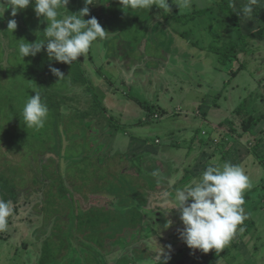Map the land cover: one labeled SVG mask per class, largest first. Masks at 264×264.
I'll list each match as a JSON object with an SVG mask.
<instances>
[{"label": "rangeland", "instance_id": "obj_1", "mask_svg": "<svg viewBox=\"0 0 264 264\" xmlns=\"http://www.w3.org/2000/svg\"><path fill=\"white\" fill-rule=\"evenodd\" d=\"M96 1L87 5L90 11L85 19L96 17L105 28L106 37L94 41L88 53L72 64L50 59L46 46L35 56H19L20 43L44 39L47 21L37 17L36 13L33 21L24 20L20 13L24 14L26 10H21L13 17L17 21L13 33L7 27L0 30V172L6 171L2 164L17 166L20 161L26 169L22 175H15L8 181L9 187H18V196L9 199L13 214L8 218L7 230L0 232V264H39L42 249L46 245L53 250L59 249L64 235L68 239L67 248L61 247L63 253L55 257L57 262L52 260L53 264H116L118 258L125 256L132 260V264H142L150 257L156 260L160 251L157 254L154 252L161 248L175 255V251L185 244L177 241V247H168L171 241L182 239L179 234L182 229L179 209L166 211L168 223L160 221L146 227L142 224L136 230L121 223L103 229L104 245L102 248L97 246L96 252L82 247V242L87 239L78 230V214L84 215L94 208L116 209L118 206L112 204L116 201L118 205L131 204L135 202L131 193L137 191L139 197L147 194L150 188L159 191L170 174L161 163H153L146 158L142 162L137 159L132 149L135 136L137 141L141 137L151 146L161 148L169 144L168 136L173 129L178 128L174 138L178 136L179 141H187L184 129L198 127L199 131L203 130L199 138L206 140L212 137L214 142L219 141L218 145H210L212 141L206 144L205 150H212L211 154L217 155L213 166L222 167L225 162H230L244 169L247 165H255L264 156V5L255 7L253 17L247 20L238 14L243 5L237 6L232 0L225 1L226 4L232 3L226 14L217 6L222 0H191L190 8L178 7L183 0H169L170 12L153 6L148 15L143 11L138 12L140 15H131V11L141 9H123L119 0ZM110 1L112 7L108 11ZM68 4L85 7L84 0H69ZM210 5L215 7L211 11L214 14L205 11L201 14L203 16L199 15L197 10L201 8L203 12L205 6ZM29 7H33L35 12L34 4ZM115 8L119 9L118 12L113 10ZM61 13L63 16L62 10ZM234 13H237L236 20L232 17ZM7 17L9 10L5 11L0 21L5 22ZM177 17L181 22L176 20ZM235 21H238L243 37L236 32ZM258 27L257 33L251 32ZM181 31H184L183 35H180ZM232 40L239 43L243 51L225 63L218 61L213 48L208 49L210 45L225 46ZM111 54L118 60L128 57L135 69L131 72L134 84L121 86V72L105 61ZM239 65L245 72L230 77ZM50 66L58 68L64 77L59 79L55 76ZM161 66L163 69H160ZM68 67L70 69L65 70ZM153 68L163 72L153 71ZM98 69L107 77H103ZM77 75L82 78L78 79L79 82H75ZM112 89H116L115 95ZM35 92L41 94L49 109L45 126L41 129L26 127L22 115L24 104ZM108 93L112 98L117 95L123 102L118 106L112 104ZM129 94L135 100L153 104L152 110L157 108L159 118H154L156 114L153 112L149 114L138 109L137 121L128 120L127 115L131 111ZM233 101L238 102L235 104ZM136 105L133 104L134 108ZM239 105L245 113L262 115L251 133L242 132L239 125L241 119L234 110ZM161 110L165 113L161 114ZM120 111L124 112L123 115L118 114ZM144 116L147 121L143 120ZM225 118L234 123L236 132H231L229 124H221ZM211 122L216 124L213 128ZM12 131L17 135L18 144L10 142L9 145L24 151H11L6 146L4 141L9 139ZM156 139L160 143H155ZM193 142L198 147L199 141ZM197 147L189 153H194ZM251 148L256 152H250ZM116 152L125 154L124 158L130 159L129 162L124 159L118 162L117 156H114ZM198 154L195 152L191 157ZM83 156L90 157L88 166L93 160H99L94 163L104 174L102 180L84 184L85 179L78 178L77 182L70 177L75 172L73 164ZM207 158L213 157L209 155ZM208 160L205 159L210 162ZM59 163L63 182L57 175ZM150 163L154 169L148 165ZM253 167L261 171L259 165ZM247 169L253 172V168ZM202 174L196 175L198 178L194 181L199 182ZM47 175L49 179L45 178ZM259 176L264 177V173H259ZM254 177L252 173V183ZM193 178L184 180L182 188L189 185ZM262 181L264 184V178ZM254 189L249 191L252 192L251 201L259 202L263 208L258 217L251 213L249 222L253 221L255 225L247 226L249 230L244 226L240 229L243 241L248 238L254 245V250H250L243 264H264V254L261 253L264 243V198L262 200L257 196L255 193L259 190ZM260 189L264 195V186ZM3 194L0 189V199H3ZM148 197L153 199V195ZM142 208L145 210V205ZM251 226L258 230L256 234ZM106 234H111L110 238ZM96 240L94 234L88 238L90 243L87 244L93 245ZM53 252L49 251L47 257L51 258ZM138 259L141 260L136 261ZM190 259L181 260V263L203 264L195 254L192 255L193 260Z\"/></svg>", "mask_w": 264, "mask_h": 264}, {"label": "clouds", "instance_id": "obj_2", "mask_svg": "<svg viewBox=\"0 0 264 264\" xmlns=\"http://www.w3.org/2000/svg\"><path fill=\"white\" fill-rule=\"evenodd\" d=\"M69 0H0V19L6 10L11 9L10 15L15 17L20 10L34 4L37 17L47 21L44 29V39L34 43H20L18 54L21 58L35 56L46 46L50 59L57 62L72 64L81 55H86L94 41L104 39L106 30L96 17L85 19L93 0H84L85 7L72 15L62 16L61 10L67 8ZM123 9H148L153 6L170 12L169 0H119ZM178 4V3H177ZM264 0H247L239 9L238 14L245 19H251L257 5ZM190 8L191 0H183L178 7ZM234 7V5H233ZM235 8V7H234ZM17 21H8L7 29L14 32ZM50 71L59 79L64 74L56 67L50 66ZM49 109L42 101L41 94L35 95L24 104L22 115L28 128L41 129L45 126ZM252 184L244 170L230 162L222 167L208 166L199 182L178 189L174 197H170L175 208L180 211L183 228L180 237L191 249H199L204 253L215 249L222 251L234 236L238 225L247 218L243 205L244 192L251 189ZM13 214L10 201L0 199V232L8 228V218ZM171 221H169V225ZM171 248V246H168ZM159 264H167L169 254L163 248L158 253ZM142 264H151L150 261Z\"/></svg>", "mask_w": 264, "mask_h": 264}, {"label": "crops", "instance_id": "obj_3", "mask_svg": "<svg viewBox=\"0 0 264 264\" xmlns=\"http://www.w3.org/2000/svg\"><path fill=\"white\" fill-rule=\"evenodd\" d=\"M98 1H100V0H97L96 2H98ZM232 1L236 2L237 3V6L244 5V4L247 3V0H232ZM263 5L264 4H260V5H257V6L262 7ZM77 6H78V4H76L75 7H73V5H71V4H68L67 5V8H63L62 9L63 16H64V12L66 13V11H67V13H66L67 15H71V14L75 13V11H76L75 8ZM111 7H112V3L110 1V5L108 6L107 10L109 11V9H111ZM80 8H81V6H80ZM255 9H257V8H255ZM8 10H9V17H7V19H6L5 22L0 21V24H1L0 25V30L3 29L4 27H7L8 21L10 19H13V17L10 15L11 9H8ZM69 10H71V11L68 14V11ZM113 10L115 12H118L119 9L115 8ZM142 11H143V13H145V15H148V13H149V10L148 9H145V10L141 9L140 11H136V12H132L131 11L130 13H131V15L132 14H134V15H140V14H138V12H142ZM218 13H221V12L218 11ZM20 14L23 16V18L25 20L24 14L23 13H20ZM201 16H203V15H201ZM170 17L173 18L172 15ZM84 18H88L87 15ZM176 20L178 22H181L178 19H176ZM258 28H255L251 32L252 33H254V32L257 33ZM183 34H184V31H181L180 32V35H183ZM0 35H2V34H0ZM208 49H210V47ZM203 51H205V50H203ZM117 58L118 57H115V56H113L111 54L106 59H110V65H114L115 68H116V70H119V73L121 72V74H119L120 75L119 78L121 79L120 81H121V84H122L121 86L125 85L126 83L127 84H131V83L134 84V82H135L134 80L135 79H132L131 72L132 71H135V69H134L133 66L130 65L131 62L128 60V57H125L124 56L123 60H118ZM154 64H155V62H154ZM110 65H108L109 66L108 67L109 69H110ZM160 69H163V66H161ZM160 69L159 68H157V69L156 68H153V71L158 70L159 72L162 73L163 71L160 70ZM98 72L100 74H102L103 77H107V76H105V74L100 69H98ZM122 72L124 74H122ZM240 72H245V71L242 68L241 71L238 72V74ZM71 77H72V74H71ZM230 77H232V76H230ZM134 78H136V76ZM129 80H131V81H129ZM115 90L116 89H112V91L114 92V95H115ZM109 94L110 93H108L107 95L110 98L109 101L112 102V104H115V105L118 106L119 104H121L123 102L122 100H120V98L117 97V95L115 96V98H112L113 96L110 97ZM128 100H131V105H128L130 107V109H131V111L128 112V115H127L128 120H133V122L134 121H137L138 109L145 110V112H148L149 114L152 112L151 110L147 109V107L145 105H143L141 103V102H143L142 100L141 101L140 100H135L133 97H131L130 94H129V99ZM237 102L238 101H233L232 103L237 104ZM132 103L133 104H137L135 108H134V106H133ZM143 103H145V102H143ZM148 104H150V103H148ZM236 107L237 106H235L234 110L236 109ZM123 113L124 112H121L120 111V113H118V114L123 115ZM164 113H165V111H164ZM164 113L161 112V114H164ZM155 114H156V116L155 117L153 116V117L154 118H156V117L159 118L160 113L159 112H156ZM221 115H223V114H221ZM202 117L203 118H207L206 116L205 117L202 116ZM144 119L147 121V119L145 118V116H144L143 120ZM139 121H141V120H139ZM190 121H191V117H189V121L188 122H190ZM214 125H216V124L213 123V122H211L212 128H213ZM177 131H178V128H176L175 130L173 129V131L170 132V134L168 136L169 139H170L169 140V144L162 145V146H160L161 148H157L155 146H151V143H149V142L147 143L146 139L141 138V137L137 141L136 140V137L137 136H135V138L133 140L134 143L132 145L133 146L132 149H133L134 153L136 154L137 159H139L142 162L146 158V159H148L149 161H151L153 163H161V164L164 165V168L166 169V171L167 172H170V174L167 175V179H164V182H163L164 185H163L162 189H160L159 191H156L155 188H154V190H152L150 188L147 191V194H146L147 200H146V204H144L145 207H146V209L143 210V211L147 212L148 219L151 218L149 220L150 223H151V225L152 224H155V223H158L160 221H163L165 223H168L167 220H166V215H167L166 214V211L167 210H170V209L176 210V209H173V208H175V204L172 202V200L170 199V197H174L175 194H176V192H177V190L178 189H181L183 187V181L184 180L186 182L187 181L186 179H190V178H193L195 176V178L191 179L188 184L191 185V184L196 183L194 181L196 178H198V177H196V175L197 176L199 174L201 175L206 170V168L208 166H211V165L213 166L212 163H215V161L213 159L214 158H217V155L216 156H213L214 154H211L212 150H210V151L208 150L207 151L205 149L207 148V145H206L207 142L209 143L210 141H212L211 142L212 144H210V145H213V144H216V143L218 145L219 144V141L218 142H214L212 140V137L211 138H208L206 140H203V139L199 138V134L203 130L202 131H199L198 127H196V128H185L184 129V132H185L184 135H187L188 136L186 138H187V141L190 140V142H187L184 139H183V141H179L178 140V136L176 138H174L175 135L178 134ZM213 133H215L214 130H213ZM179 134H182V132L179 131ZM193 140H198L199 141L198 147H197L196 144H194ZM155 143H160L159 139H156L155 140ZM196 147H197V150H194V153L195 152H199V154H198L199 156H197V157H194V156L191 157L194 153L190 154L189 152L193 148H196ZM251 151H252V153H253V151L256 152V150H254L252 148H251L250 152ZM162 153H163V156H161ZM209 155L212 156L213 158L212 159L211 158L210 159L207 158ZM114 156H117L116 158L118 159V162L119 161H123V159H124L125 162L128 163L129 160H130V159L128 160L127 158H124L126 155L125 154H122V153H117L116 152ZM243 156L245 157L246 155L244 154ZM205 159L206 160L209 159L210 162H206ZM245 162L248 164V158H246ZM148 165H152V164L150 163ZM214 165L215 166H219L217 164H214ZM257 165H259L261 167V171H259V168L258 167H253V166H257ZM150 167H151V169H154V165H152ZM247 168H253V172H251L250 169H247ZM243 170H244L245 174L248 175V177L250 178V181H251V175H252V173L255 175V177H254L255 179H254L253 183L251 181V184H252L251 189L246 190L244 192V194H243L244 195V200H245V203L243 205V208H244V212H245V214L247 216L246 221L244 220L241 225H238L237 231L235 232V234L232 237V239L230 240V242L223 248L222 251H219L220 253L217 252L219 254V256H218V254L217 255L212 254L213 252H216V251H212L213 249L212 250H209V252H207V253H204V252H202L199 249H193L192 250L191 248H188L186 245H183L182 248L187 253L189 252V254H187V257L188 258L191 257V259H192V255H194V254L199 259H201V257H203V259H204V258H207L209 256H215V257L217 256V258L218 257L219 258H218V260L215 261V264H243V262L247 258V255L249 254L250 250H254V245H253L252 242L249 241L248 238H247L248 240L245 238V240L243 241L244 235L241 234L240 229H241V227L244 226L246 230H249L247 228V226H250V224L251 225H253V224L255 225L256 224L255 222H253V221L249 222L250 221L249 218L252 215H255V216L258 217L259 212L263 208L262 207L263 205L260 206V203L259 202H253V201H251L252 198L250 197V193H252V192H249V191L252 190V189H254V188H255L254 190H257V191L259 190V193L257 192L255 194L257 196H260L262 198V200H263L264 195L261 193V189L260 188L264 186V184H262V182H263L262 180H263L264 177L263 176L260 177L259 176V173H264V168H263L262 164L260 163V161H257V163L255 165H247ZM163 177H162V179H163ZM257 178H259V179L257 180ZM149 195H153V199L152 200L149 199V197H148ZM253 207L255 209H253ZM251 213H252V215H251ZM181 225H182V228H183V223ZM251 227L253 228V226H251ZM257 228H260V227L257 225ZM176 230H178V228ZM257 231L254 229L253 232L256 234ZM170 241H171V239H170ZM175 241H177V240H175ZM175 241L174 242L171 241L170 242L171 243L170 246L177 247L175 245V243H177V242H175ZM262 244L263 245H261V248L263 247V251L261 253L263 255L264 254V243H262ZM159 251H161V250H158V251L155 250L154 253L157 254ZM178 251L179 250L175 251V255H172L171 254V257H169V259L167 261V264H178V261L180 260L179 258L181 256V252H178ZM190 251H193V252L190 253ZM165 252L166 253H169L167 251V249L165 250ZM222 254H223V256H221ZM184 256H185V254H184ZM259 258H261V257H259ZM193 259H195V258L193 257ZM140 260L141 259H138L136 261H140ZM184 260H186V258ZM262 260H263V257H262ZM144 261H150L151 264H159V258H156V260H155L154 258L151 259V257H150L148 260H144ZM262 262L264 263V261H262Z\"/></svg>", "mask_w": 264, "mask_h": 264}, {"label": "trees", "instance_id": "obj_4", "mask_svg": "<svg viewBox=\"0 0 264 264\" xmlns=\"http://www.w3.org/2000/svg\"><path fill=\"white\" fill-rule=\"evenodd\" d=\"M225 1L226 0L220 1L219 5H217V6L220 10H223L226 14V11L229 8L228 6L231 7L232 3L226 4ZM205 7L206 8L203 12H202L201 8L199 10H197L199 15L204 14L205 11H208L210 13L214 12V11L213 12H211V11L215 7H213L211 5L205 6ZM32 8L33 7L26 8L25 9L26 13H24V16H26L25 18H28V20L33 21L34 16H35L34 15L35 12H33ZM79 9H81L80 4H78V6L76 7L75 12H78ZM236 16H237V13H234L232 16L234 20H236ZM178 17L181 19L182 16L180 15ZM178 17H177V19L179 20ZM220 20H221V18H220ZM234 24H235L234 27L236 28L235 30H236L238 36L243 37L241 30L238 27V21H235ZM262 39H264V35H262ZM209 47H210V49L213 48L212 49L213 53L218 55V61L221 63H225L228 59L229 60L234 59L239 52L243 51V47L239 43L237 44V43L233 42V40H232V42L226 44L225 46L222 45L220 47H214V46L212 47V45H210ZM106 62L110 63V59H106ZM68 69H70V67L66 68L65 70H68ZM241 69H242V66L239 65V68H237L231 72V76L235 77ZM76 78H77V80H75V82H79L78 79L81 78V76L77 75ZM141 103L143 105H145L147 107V109L156 113L157 108L155 110H152V108L154 107L153 104H148V103H143V102H141ZM240 105L237 106L235 109L237 114L239 115V117L241 119L239 125L242 128V132L251 133L252 128L261 119L262 115L253 116L249 112L245 113L244 110H242V107ZM161 112L164 113V110H161ZM223 123L229 124V128H230L231 132H233V133L236 132V128L234 126V123L231 120H229V118H225L221 122V124H223ZM8 136H9V139L7 140L8 142L6 140L4 142H6L5 144L9 148V150L16 151V152L20 151V150L24 151L23 148H19V147L14 148L11 145H9L10 142H16L18 144L17 135L14 131H12ZM27 155L28 154L26 153V158H28ZM88 157L89 156H83V157H81V160H78V162L73 164L75 172L73 173L74 175H72L73 177L72 176H70V177L74 181L78 182L79 179H81V180L85 179L86 182L84 184H86V183L88 184L89 182L92 183L95 180L100 181V180H102L101 178H104V174L100 173L99 169L96 168L99 166L94 163V162H98L99 160H93L92 165L88 166V165H86L89 161V158H90V157L89 158ZM260 163L262 164V166L264 168V156L260 157ZM2 166H3V168L6 167V169H5L6 171L1 170V172H0V189H2L5 193V194H3V199L5 201H9L10 198L16 199V197L18 196V191H17L18 187L14 186V185H11L9 187L8 181L11 179H14L15 175H22L23 172H26L23 161H20V164H18L17 166H12L11 164H8V165L2 164ZM71 167H69V170ZM60 169H61V166L59 163L58 164L59 173L57 175L59 177V180L61 182H63V179L60 178L61 177L60 175L62 174ZM104 171L105 170H103V172ZM70 172L71 171H69V174H70ZM49 174L52 176L53 172H49ZM45 178L49 179L48 175ZM35 182H36V180L33 181V183H35ZM107 185H109V182H107ZM132 190L133 189L131 188V191ZM138 193H137V191H135L134 193H131L132 197L135 199L134 200L135 202H131L132 205L131 204L118 205V203L116 201V202L112 203L114 206L115 205L118 206L116 209L105 210L103 208H94V209H90L84 215L78 214V216H77L78 230L82 231L84 234V238L87 239L84 242H82V247L87 249L88 251H92V252H96L97 246L102 248L104 245V242H102L104 240L103 236L105 234H103V232H101V231L103 229H108L109 227H111L114 224L119 225L122 223L124 225H127L129 228H132L133 230L140 229L142 224H144V227H146L148 225L151 226V223L149 221L151 218L148 219L147 212L143 211L144 209L142 208V206L144 204H146V200H147L146 193L143 196L140 195L139 197H137ZM128 195L130 196V194H128ZM72 200H73V198H72ZM94 234L97 236L96 242H94L93 245L87 244V243H90V242H87L88 238H90V236H92ZM110 236H111V234H106L107 238H110ZM62 238H63V242H61V246L59 247V249L53 250L48 245H46V247H44L42 249L43 253L41 254V258L39 259L40 264H53L52 263L53 261L57 262V259L55 257H59L63 253L61 247L66 246L65 248H67V244H68L67 243L68 239L66 238V236L64 235V236H62ZM177 241H181V242L185 243L183 239H180ZM178 243L179 242L175 243V245L177 246ZM184 245L187 246L186 243ZM178 250H179L178 252H181V256L179 258L180 260L178 261V264H183V263H181V260H184L185 258L189 259L187 257V254H189V252L187 253L182 247L179 248ZM49 251H54L50 255V256H52L51 258L47 257L49 255ZM191 252H193V251H190V253ZM184 254H185V256H184ZM169 257H171V254H169ZM216 260H217V256L216 257L215 256H209V257L204 258V259H203V257H201V261L203 264H215ZM131 263H132V260H130V258H128L126 256L120 257V258H118V260H116V264H131Z\"/></svg>", "mask_w": 264, "mask_h": 264}, {"label": "flooded vegetation", "instance_id": "obj_5", "mask_svg": "<svg viewBox=\"0 0 264 264\" xmlns=\"http://www.w3.org/2000/svg\"><path fill=\"white\" fill-rule=\"evenodd\" d=\"M154 222V221H153Z\"/></svg>", "mask_w": 264, "mask_h": 264}]
</instances>
